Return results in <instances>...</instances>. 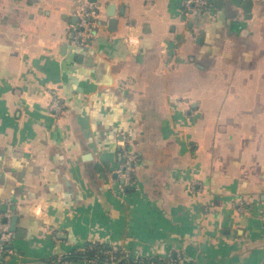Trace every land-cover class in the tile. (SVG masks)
Here are the masks:
<instances>
[{
	"label": "crops",
	"instance_id": "crops-1",
	"mask_svg": "<svg viewBox=\"0 0 264 264\" xmlns=\"http://www.w3.org/2000/svg\"><path fill=\"white\" fill-rule=\"evenodd\" d=\"M212 1L185 16L179 0H97L106 26L78 49L80 0H0V220L21 231L0 264L97 243L264 264V0L245 22L240 0ZM126 146L138 160L122 202L109 176Z\"/></svg>",
	"mask_w": 264,
	"mask_h": 264
},
{
	"label": "built area",
	"instance_id": "built-area-1",
	"mask_svg": "<svg viewBox=\"0 0 264 264\" xmlns=\"http://www.w3.org/2000/svg\"><path fill=\"white\" fill-rule=\"evenodd\" d=\"M241 3L252 1L253 4H257L261 0H240ZM182 12L185 16H192L194 14H206L213 10L212 0H179ZM78 23L73 28L71 36V45L78 49H89L93 45L97 33L105 28V24L102 22V12L98 5L91 3L89 0H80L79 8L77 10ZM237 20L240 22L247 21L246 14L241 10L238 13ZM129 43L131 41L127 39ZM50 112L56 118H63L67 113V105L64 97L59 89H53L50 92ZM138 156L128 148H123L122 163L118 170L115 172L116 179L112 176L109 179L112 180L113 184L117 186L115 189L116 196L122 200L128 189H132L134 186V174L136 173ZM197 183H193L191 189L194 192L197 191ZM249 201L247 199L240 200L236 203V211L239 213H246L248 210ZM264 222V213H263ZM13 239L14 234L10 231V225L0 220V256L13 255ZM107 250L105 254L109 259L108 264H115L116 252L118 250L113 249ZM123 255L127 259H132L136 264H142L140 258H133L128 252L122 251ZM166 264H188V260L184 253L170 252L165 257H159ZM88 264H97L96 260L86 261Z\"/></svg>",
	"mask_w": 264,
	"mask_h": 264
},
{
	"label": "trees",
	"instance_id": "trees-1",
	"mask_svg": "<svg viewBox=\"0 0 264 264\" xmlns=\"http://www.w3.org/2000/svg\"><path fill=\"white\" fill-rule=\"evenodd\" d=\"M107 250H112V249L111 247L104 246L99 243L94 245L89 244L86 246V250L84 251V253H76L68 257H65L60 264H64L66 262H82V261L86 262L92 260H96L97 264H108L110 259L105 254H103ZM115 256H116L115 264H136L133 262L132 259H127L120 250L116 252ZM140 260L142 261V264H166L158 257L140 258Z\"/></svg>",
	"mask_w": 264,
	"mask_h": 264
},
{
	"label": "water",
	"instance_id": "water-1",
	"mask_svg": "<svg viewBox=\"0 0 264 264\" xmlns=\"http://www.w3.org/2000/svg\"><path fill=\"white\" fill-rule=\"evenodd\" d=\"M89 1L91 3L97 2V0H89ZM222 3H223L222 0H216L217 7H220L219 5L222 6ZM113 7L114 6H112V5L109 6V17L111 18L110 25L117 24V22L114 18V15L112 13H110V10H112ZM243 7H244V12L246 14V19L251 20L252 19V10L254 8L253 2L252 1L244 2ZM17 221H18V217L14 216L12 218V222L10 224V231L12 233L16 234V237L21 238V231L17 230Z\"/></svg>",
	"mask_w": 264,
	"mask_h": 264
}]
</instances>
